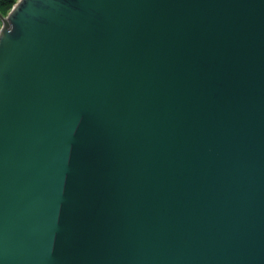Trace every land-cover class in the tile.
<instances>
[{
    "label": "water",
    "instance_id": "1",
    "mask_svg": "<svg viewBox=\"0 0 264 264\" xmlns=\"http://www.w3.org/2000/svg\"><path fill=\"white\" fill-rule=\"evenodd\" d=\"M0 20V264H264V0Z\"/></svg>",
    "mask_w": 264,
    "mask_h": 264
},
{
    "label": "trees",
    "instance_id": "2",
    "mask_svg": "<svg viewBox=\"0 0 264 264\" xmlns=\"http://www.w3.org/2000/svg\"><path fill=\"white\" fill-rule=\"evenodd\" d=\"M16 0H0V9H2V12H7L8 9L11 8V6L15 3Z\"/></svg>",
    "mask_w": 264,
    "mask_h": 264
},
{
    "label": "snow or ice",
    "instance_id": "3",
    "mask_svg": "<svg viewBox=\"0 0 264 264\" xmlns=\"http://www.w3.org/2000/svg\"><path fill=\"white\" fill-rule=\"evenodd\" d=\"M21 2H22V0H21ZM0 11H2V9H0ZM5 21H7V20H5ZM5 21H0V22H2V26H3V27H0V31L5 30V27H6Z\"/></svg>",
    "mask_w": 264,
    "mask_h": 264
},
{
    "label": "rangeland",
    "instance_id": "4",
    "mask_svg": "<svg viewBox=\"0 0 264 264\" xmlns=\"http://www.w3.org/2000/svg\"><path fill=\"white\" fill-rule=\"evenodd\" d=\"M17 1H18V0H16L15 3H16ZM15 3H14V4H15ZM14 4H13V5H14ZM13 5H12V6H13ZM12 6H11V8H12ZM11 8H10V9H11ZM10 9H8L7 12H2L1 14H3V15H7L8 12L10 11ZM0 21H1V20H0ZM1 26H2V22H0V27H1Z\"/></svg>",
    "mask_w": 264,
    "mask_h": 264
}]
</instances>
